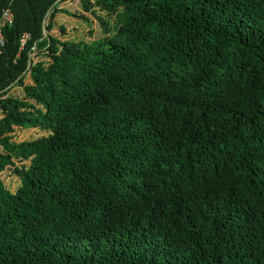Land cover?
<instances>
[{
	"label": "trees",
	"instance_id": "16d2710c",
	"mask_svg": "<svg viewBox=\"0 0 264 264\" xmlns=\"http://www.w3.org/2000/svg\"><path fill=\"white\" fill-rule=\"evenodd\" d=\"M62 1L0 0V264H264V0Z\"/></svg>",
	"mask_w": 264,
	"mask_h": 264
},
{
	"label": "rangeland",
	"instance_id": "374dc122",
	"mask_svg": "<svg viewBox=\"0 0 264 264\" xmlns=\"http://www.w3.org/2000/svg\"><path fill=\"white\" fill-rule=\"evenodd\" d=\"M97 0H90L91 3ZM58 8L65 10L66 12L74 15L82 14V8L80 0H65L57 5ZM98 17H102L107 20L109 24H112V18L105 16L102 12L96 11ZM87 20H82L73 16L65 15L63 13H57L52 22V28L50 30V35L56 37L60 41H84L90 43L95 39L101 37L99 24L97 22L96 16L91 13L86 14ZM60 27L63 28V32H60ZM30 59L33 63L42 62L44 65L47 63L48 58L44 55L43 51H34L30 54ZM25 85H29V79L25 77ZM9 96L12 98L21 99L22 93L19 88H12ZM2 117L0 111V118ZM47 135L36 129L29 128H14L13 132L9 134V140L14 143L21 141L35 140L40 137H46ZM24 163V162H22ZM16 165L21 163L15 161ZM0 180L6 187V189L15 193V191L20 186L19 180L12 174V168L8 167L6 171L0 174Z\"/></svg>",
	"mask_w": 264,
	"mask_h": 264
},
{
	"label": "built area",
	"instance_id": "2783aa9c",
	"mask_svg": "<svg viewBox=\"0 0 264 264\" xmlns=\"http://www.w3.org/2000/svg\"><path fill=\"white\" fill-rule=\"evenodd\" d=\"M12 12L9 8H6L2 10L1 15H0V44L3 43V38H2V29L6 25H10L12 22Z\"/></svg>",
	"mask_w": 264,
	"mask_h": 264
},
{
	"label": "water",
	"instance_id": "95a60500",
	"mask_svg": "<svg viewBox=\"0 0 264 264\" xmlns=\"http://www.w3.org/2000/svg\"><path fill=\"white\" fill-rule=\"evenodd\" d=\"M48 11L46 12V14L44 15L43 19H42V23H41V27L42 29L44 28V24H45V21H46V15H47ZM43 34H44V31H43ZM29 58V57H28ZM28 66H29V59H28Z\"/></svg>",
	"mask_w": 264,
	"mask_h": 264
}]
</instances>
